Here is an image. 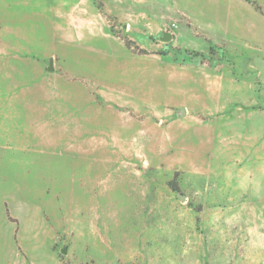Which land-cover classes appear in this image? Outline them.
<instances>
[{"label":"rangeland","instance_id":"obj_1","mask_svg":"<svg viewBox=\"0 0 264 264\" xmlns=\"http://www.w3.org/2000/svg\"><path fill=\"white\" fill-rule=\"evenodd\" d=\"M0 264H264V0H0Z\"/></svg>","mask_w":264,"mask_h":264},{"label":"water","instance_id":"obj_2","mask_svg":"<svg viewBox=\"0 0 264 264\" xmlns=\"http://www.w3.org/2000/svg\"><path fill=\"white\" fill-rule=\"evenodd\" d=\"M51 70V69H50ZM184 200V199H183ZM64 253H65V251H64Z\"/></svg>","mask_w":264,"mask_h":264}]
</instances>
